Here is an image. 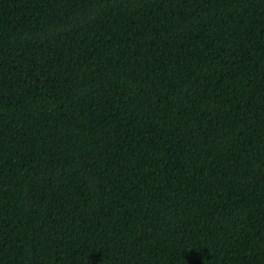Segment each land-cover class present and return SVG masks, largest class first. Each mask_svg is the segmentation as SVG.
<instances>
[{"label":"trees","instance_id":"trees-1","mask_svg":"<svg viewBox=\"0 0 264 264\" xmlns=\"http://www.w3.org/2000/svg\"><path fill=\"white\" fill-rule=\"evenodd\" d=\"M0 264H264V0H0Z\"/></svg>","mask_w":264,"mask_h":264}]
</instances>
